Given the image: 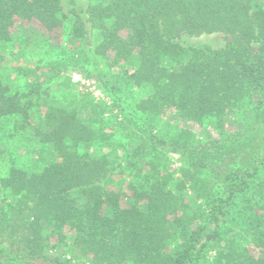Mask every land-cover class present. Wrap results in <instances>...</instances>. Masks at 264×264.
<instances>
[{
    "label": "trees",
    "instance_id": "1",
    "mask_svg": "<svg viewBox=\"0 0 264 264\" xmlns=\"http://www.w3.org/2000/svg\"><path fill=\"white\" fill-rule=\"evenodd\" d=\"M83 12L0 0V43L31 22L45 40L92 35L53 65L109 99L87 101L109 120L53 103L35 118L43 79L18 90L0 71V264H264V0H89ZM213 33L225 42L180 41Z\"/></svg>",
    "mask_w": 264,
    "mask_h": 264
},
{
    "label": "rangeland",
    "instance_id": "2",
    "mask_svg": "<svg viewBox=\"0 0 264 264\" xmlns=\"http://www.w3.org/2000/svg\"><path fill=\"white\" fill-rule=\"evenodd\" d=\"M88 2L89 0H61V7L63 12L68 15L74 9L80 12L82 18L86 19L83 11ZM86 24L88 27V23ZM41 30L36 23H22V26L13 34L10 42L0 43V71L6 76L5 78L11 87L26 91L31 80L39 77L43 79L41 97L35 104L38 109V113L33 114L35 118L42 115L49 103H53L70 108L79 106L84 115H88L87 112L90 110L91 119L104 117V119L109 120L106 114L100 116L97 109L92 110L89 108L90 104L87 103L90 99L105 104L109 103L108 97L103 94L94 78L86 77L77 69H70V66L67 67L64 63L57 66L53 65L56 57L66 56L69 49L73 51L76 48L85 47L90 50L93 46L92 35H88L87 41H82L80 46L78 42L70 43L67 36H62L59 30L49 33L51 40H45V37L41 35ZM180 41L185 46L209 45L217 47L225 42V35L213 33L200 36H183ZM87 65L94 70L104 69V62H101L96 56L90 57ZM103 109L105 110V107ZM167 114L164 117L169 118L170 113ZM179 124L187 126L199 136L202 135V132L206 133L193 122H179ZM17 147L16 152L20 163L29 169H35L36 163L32 159L31 152L33 143L20 140ZM167 150V159L164 163L167 165L168 171L175 173L181 166V157L176 151ZM1 172L0 168V174ZM70 235L69 232H66L62 240L52 239L54 242H58V246L52 251V254H57L60 257L71 255L69 249L72 242ZM124 264L134 263L126 261Z\"/></svg>",
    "mask_w": 264,
    "mask_h": 264
}]
</instances>
